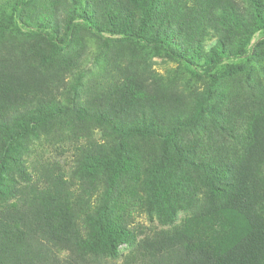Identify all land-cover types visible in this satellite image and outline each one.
I'll list each match as a JSON object with an SVG mask.
<instances>
[{
    "label": "trees",
    "instance_id": "trees-1",
    "mask_svg": "<svg viewBox=\"0 0 264 264\" xmlns=\"http://www.w3.org/2000/svg\"><path fill=\"white\" fill-rule=\"evenodd\" d=\"M259 31L264 0H0V46L13 41L0 51V264H103L123 244L144 264H264V71L257 81L249 66L263 54H248ZM88 38L100 50L151 48L207 83L180 88L147 65L118 62L73 104L83 75L67 84L65 74ZM240 72L258 94L221 110L217 141L188 140L222 81ZM62 85L75 94H61ZM95 128L105 137L91 136L76 163L105 182L91 213L90 182L76 194L63 173L47 170L39 184L25 156L40 131L80 139ZM129 177L161 224L139 240L114 209ZM183 209L190 214L176 223Z\"/></svg>",
    "mask_w": 264,
    "mask_h": 264
},
{
    "label": "rangeland",
    "instance_id": "rangeland-1",
    "mask_svg": "<svg viewBox=\"0 0 264 264\" xmlns=\"http://www.w3.org/2000/svg\"><path fill=\"white\" fill-rule=\"evenodd\" d=\"M25 31V30H24ZM11 37L13 35L8 32ZM108 35V34H104ZM10 39L8 35H3L2 41ZM13 41L1 44L0 51H2L9 43ZM215 40H211L206 44L209 48L214 44ZM87 45L82 55L73 54L74 58H77L76 62H72L68 68V72L65 74V81L67 84L72 81L76 82L77 75H83L81 84L78 89V95L73 104L86 99L93 92L101 87L105 81L111 78L110 69H114L116 63L127 64L129 62L138 64L140 66L147 65L151 69L155 70L159 74L163 75L169 81H174L178 87L185 89H192L194 87H203L207 80L201 79L200 76L195 75L189 71L188 68L184 67L182 64L166 58L162 55H158L151 48L139 47L130 48L127 45H119L114 48H103L99 49L96 41L87 39ZM258 44H263L259 46ZM123 47L124 51L119 53V48ZM259 50L263 54L262 58L256 62L255 60L249 66H252V71L256 76V80L260 81L263 78L264 71V32H257L250 41L248 46V54H255ZM74 49H70V53H74ZM106 52V53H105ZM248 57L241 56L234 58V60H224L222 64H230L229 62L239 63L246 61ZM246 70H248V64ZM192 69L198 70L196 65H193ZM109 71V72H108ZM251 71V72H252ZM60 76V75H59ZM247 75L246 73H237L231 78H226L222 81V85L216 91L215 97H217L216 102L209 109V113L205 114L201 119L199 125L192 129H189L187 134V139L195 141L196 137L205 134L209 139L217 141L221 134V127L225 125L227 121L223 119V113L221 112L226 106H228L230 101L240 102L248 106V101L250 98H254L258 92L254 95L248 93V84H250L252 91L254 85L251 82L252 75ZM244 85V90H243ZM68 86V85H67ZM61 94H75L74 90H66L63 85L60 89ZM64 132V133H61ZM58 134L44 133L40 131L37 137H32L31 143L29 144V150L25 156L27 169L30 172L31 179L39 184L47 181L46 175H48L47 170L57 173H63L65 178L69 179L71 182V187L76 194L82 192V185L84 186L86 182L92 184L91 189V201L92 207L90 212L94 213L95 208L101 202L102 191L105 187V182L103 178L88 179L85 176L80 175L76 167L77 157L79 148L83 144H88L91 136L94 140H100L105 137L101 128L93 129V135L84 136L80 139L73 138L70 131L65 129ZM211 134L212 137L209 135ZM210 139V140H211ZM129 177L126 179L125 186L122 187L115 195L114 209L115 213L122 217L125 224L132 229L137 239L148 235L149 233L161 228V224L156 216L150 217L147 210L142 206V198H144L145 191L141 188L136 192L132 190V187L136 186ZM140 195V196H137ZM94 209V210H93ZM190 214V209L180 210L176 216L175 222L181 223L183 219ZM135 249H133L128 244H123L119 249L118 257L115 259H108L103 262V264H144L141 261V256L135 254Z\"/></svg>",
    "mask_w": 264,
    "mask_h": 264
}]
</instances>
